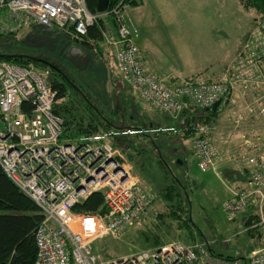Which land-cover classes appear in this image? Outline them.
<instances>
[{"label":"built area","instance_id":"2783aa9c","mask_svg":"<svg viewBox=\"0 0 264 264\" xmlns=\"http://www.w3.org/2000/svg\"><path fill=\"white\" fill-rule=\"evenodd\" d=\"M121 4L112 8L117 36L105 39L113 50L115 70L122 82L152 108L180 124H184L185 105L211 109L219 101L216 111L223 112L229 127L241 133L238 142L220 150L208 135L215 123L202 126L204 134L193 139L198 166L202 171H215L221 163L237 164L243 169L246 165V187L231 190L232 197L223 203V210L230 220L250 209L261 211L264 20L246 33L222 78L187 80L170 88L144 70L134 39L136 29L125 18ZM0 16L3 31L34 23L73 40L86 35L88 26L101 15L91 13L85 0H0ZM49 77L48 69L40 71L32 64L0 62V167L44 215L35 233L36 264H246L214 256L209 251L211 242L203 239L190 243L171 241L113 258L96 254L93 242L97 238L120 236L133 224L154 218V195L141 188L132 164L112 139L176 129H113L65 140L64 120L53 112L61 99L49 84ZM244 127L249 129L244 131ZM94 192L101 193L107 213L73 211ZM257 225L264 226V218ZM262 241L260 247L251 250L250 264H264V229Z\"/></svg>","mask_w":264,"mask_h":264},{"label":"rangeland","instance_id":"374dc122","mask_svg":"<svg viewBox=\"0 0 264 264\" xmlns=\"http://www.w3.org/2000/svg\"><path fill=\"white\" fill-rule=\"evenodd\" d=\"M150 5L145 24L149 32V35H146L149 54L151 53L153 57L155 53L164 71L173 72L179 78L218 77L222 68L235 56L242 38L253 26L254 21L259 19V15L253 9H243L238 0H165V5L160 8L161 12H159L161 3L157 0H152ZM149 16L151 18L148 22ZM32 26L33 24H29L20 28L15 39H3L1 43L10 46L11 49L19 47L29 52H21V55L36 57L37 51L43 52L42 55L47 60L39 57L42 60L39 62L44 65L45 62H49L56 70L65 73L72 80V85L77 89H79L77 86L83 88L91 100L104 109V114L111 121L123 120L129 127L148 124L140 115L145 109L150 114L149 118L153 119L151 121L155 128L166 127L158 122L161 118L157 116H166V121L169 120L168 116L151 108L137 92L122 84L111 65L104 68L99 64L95 47L84 46L64 35L58 38L56 32L43 27L37 26L31 30ZM139 36L140 33L136 29L134 38ZM73 97L74 99H71L69 94L64 101L71 105L72 113L79 117L83 115V111L79 108V101ZM115 106H119L120 112L113 114ZM232 131L229 130L228 135H232ZM157 132L162 134L164 140H157L154 132H151L153 141L158 142L175 176L181 180L184 177L186 179L190 203L186 213L184 211L181 214L182 219L188 215L191 229L194 232H201L202 235L198 232V236L211 242L210 247L215 253L223 257L243 258L246 264H250L248 256L251 250L262 245V237L259 236L264 226L257 225L256 229L248 231L241 216L235 220L227 218L223 203L232 197L230 189L236 188L222 171V168L228 165L221 163L215 171L211 168L202 171L196 155L192 152V138H176L175 142L169 143L167 141L174 137V132ZM234 136L238 139L235 134ZM129 137H133L134 142L138 141L139 148L145 146L134 163L131 156L126 155V158L132 164L133 173H136L141 188L149 189L148 191L154 195V218L144 224H133L120 236L105 235L97 238L93 242V250L102 257L126 256L150 248V242L145 239L142 232L146 227L154 229L155 225H160L159 214H163L164 217L161 229L158 228L164 242H189L187 228L182 227L181 221L168 216V208L159 195L161 185L167 180L163 176L164 172L153 144L149 143V137ZM76 138H71L69 134L65 140L71 141ZM256 213L259 216L257 223L259 224L264 218V202L262 210H256Z\"/></svg>","mask_w":264,"mask_h":264},{"label":"trees","instance_id":"16d2710c","mask_svg":"<svg viewBox=\"0 0 264 264\" xmlns=\"http://www.w3.org/2000/svg\"><path fill=\"white\" fill-rule=\"evenodd\" d=\"M238 1L243 9H253L259 15V19L255 20V23L264 20V0ZM120 2L122 3L120 8H124L127 5H138L141 0H110L106 13L98 17L92 25L88 26L86 35L73 40L87 47L98 48L99 44L105 40L108 29H111L117 36L116 18L112 13V8L118 5ZM85 3L91 13L97 14V0H85ZM2 16H0V18ZM32 24L33 26L31 27V30L36 29L37 25L31 23V25ZM20 30V27H15L11 31H3L0 29V62H8L20 66L32 64L39 70H49V84L57 91V98L62 100L60 103L54 106L53 112L61 116L64 120L62 135L63 138L69 136V134L71 135V138H74L82 135H92L97 132H108L113 129L123 130L127 128H135L137 130H144V128H147L150 130L155 128L154 125L150 127L148 121V124L137 127H133V125H130L129 127L128 124L123 120L118 122L111 121L104 114V109L96 105L91 100L90 95H88L83 88L77 86L79 88L77 89L74 87L72 85V80L65 73L61 72L64 77L61 75H55L56 77H53V65H44L37 60L34 61L22 56L21 52H26V49H20L19 47L11 49L10 46H4L1 43L3 39H15L16 34H18V31ZM37 52L38 55H35L37 58L42 57L47 60V58L42 55L43 52ZM11 54H16L17 56H7ZM60 79L65 81L62 83ZM121 83L123 84L124 82L121 81ZM69 91L71 93H69ZM69 94L71 95V99H74L73 96H75V98L79 101V108L82 109L83 115L78 117L72 113L71 105L64 101V98H66V96ZM117 110L119 109H113L112 113H116ZM217 114L218 111H212L211 109L185 105L182 114L184 118V124H180L178 121L173 124L171 123V126L175 127L176 130L172 131L174 132V137H170V141L167 142H175L174 140L176 138H194L196 135L201 133L200 131L202 126L215 123ZM153 134L157 140H164L160 132H154ZM129 136L143 138L149 137V143L153 144V147L157 152L158 162L160 163L164 172L163 176L167 180V182L165 181L164 184L161 185L159 189V195L168 208V216L172 219L181 221L183 224L182 227H186L188 229H186V234L189 238V242L184 243L202 240L198 236L199 233L201 234V232H194L191 229L188 215H185V219H182L181 216L184 211L186 213L188 209V203H190L189 194L186 189L187 187L185 177L183 180H181L179 177L175 176L174 170L171 168L167 159L163 155L158 142L153 141L151 133L121 135L112 139V144L115 147L121 149V151L128 157L131 156L132 162L136 161L135 158L138 156L139 152L142 153L141 150H144L145 146L139 148L137 146L138 141L134 142L133 137ZM73 211L104 215L108 210L105 206L101 193L94 192L82 203L76 205L73 208ZM241 218L244 221L248 231L257 228V226L253 227L254 225H257L259 221V216L256 213V210L250 209L247 213H244ZM43 219L44 215L40 208L34 203V201H32L26 194H24L15 186V184L5 175L4 171L0 167V264H36L37 247L35 242V233ZM163 220V214H159L158 221H160L161 227V222ZM160 225H155L154 229L146 227L145 231L142 232L145 236V239L150 242L149 247L160 246L166 243L160 237V231L158 230ZM259 237H262V233ZM203 240L207 239L203 238ZM209 251L214 256L225 261L244 262L243 258H236L233 256L223 257L221 254L215 253L211 247H209ZM103 257L109 258L105 256Z\"/></svg>","mask_w":264,"mask_h":264},{"label":"crops","instance_id":"0c3cea01","mask_svg":"<svg viewBox=\"0 0 264 264\" xmlns=\"http://www.w3.org/2000/svg\"><path fill=\"white\" fill-rule=\"evenodd\" d=\"M157 1L159 3H161V5L159 7V12H161L160 8L162 5H165V0H157ZM151 2H152V0H141V2L138 5H133V6L127 5L123 9V14H124L125 18L130 22V24L133 27H135V29H138V33H140L139 38L136 37L134 39L136 40L135 42H136V44L140 50V54L142 57V66H143L144 70L146 72L154 75L156 78H158L159 80L164 82L170 88H173L177 84H180V83L187 81V80H217V79L222 78L225 74L226 68L234 60V58H235V56H236V54H237V52H238V50L242 44L244 37L242 38L240 45L238 46V48L235 52V56L233 57V59L229 63H227L222 68L218 77L215 78V76H214L213 78L210 77V78H195V79L194 78H190V79L179 78L173 72L164 71L163 65L157 60V56L155 55V53H154L153 57L151 56V53L149 54L147 38H146V35L147 34L149 35V32L147 31L145 24L147 22V11L149 9H151V5H150ZM150 18L151 17L149 16L148 22H149ZM143 28H144V31H143ZM141 36H142V38H141ZM59 37H64V36L58 35V38ZM106 37H107V39H115L116 35L111 29H108V31L106 33ZM73 44H75V42H73ZM95 51H96L95 53L97 54L96 58H97V61L99 64L103 65L104 68L106 66L111 65V67H113V69L115 70L113 50L107 44L106 39L99 44L98 48H95ZM115 73H116L115 75H117L119 77V80H121V78H120V76L116 70H115ZM118 107L119 106H115L114 109L115 108L118 109ZM119 112H120V110L119 111L117 110L116 113H119ZM153 114L155 115V113H153ZM140 115L143 119H145L146 121L149 122L150 126L154 125L153 122L151 121L153 119L149 118L150 114H148L147 110L144 109V111H142ZM155 116H157V115H155ZM157 118H161L158 122L162 123L163 125H166V127L167 126L170 127L171 123L173 124L176 122L175 120L171 119L170 117H168L170 122H169V120L166 121V119H167L166 116H164V117L157 116ZM156 125H157V122H156ZM214 126H215V129L211 130V133L209 132L208 135L210 136L211 142L213 143V145L215 147H217L218 149L221 150L225 147H229L233 143L238 142V139L235 138L234 134L239 138V134L241 133V131L240 130H238V131L233 130L232 131L233 134L228 135V132H229V130H231V128H229V125L227 124L226 117H225L223 112H218ZM248 129H249V127H244V131H247ZM260 129L262 130V127ZM201 134H204V133L202 132ZM197 136L198 135H196L195 137H197ZM194 138H192V139H194ZM224 143L226 146H224ZM192 152L194 155L195 152H194L193 147H192ZM224 165L225 166L228 165V167L226 166V167L222 168V171L226 174L227 178H229L236 185L235 186L236 188L230 189V193H231V190L246 187V183H247V180L249 178V175H248L249 168H247L246 165H244V169H243L240 165L230 164V163H226ZM133 171H134V169H133ZM134 175H136L135 172H134ZM148 190L149 189H147V191ZM229 196H230V194H229Z\"/></svg>","mask_w":264,"mask_h":264},{"label":"water","instance_id":"95a60500","mask_svg":"<svg viewBox=\"0 0 264 264\" xmlns=\"http://www.w3.org/2000/svg\"><path fill=\"white\" fill-rule=\"evenodd\" d=\"M110 0H97V3H96V12L99 14V15H104L107 11V6H108V3H109ZM1 55V54H0ZM7 56H17L16 54L14 55H7ZM22 56L26 57V58H29L31 60H38V61H42L40 58H36V57H33V56H30V55H26V54H23ZM46 65L50 66L51 64L49 62H45ZM219 104V101L215 102L211 108L212 111H216V108Z\"/></svg>","mask_w":264,"mask_h":264},{"label":"flooded vegetation","instance_id":"af4514ba","mask_svg":"<svg viewBox=\"0 0 264 264\" xmlns=\"http://www.w3.org/2000/svg\"><path fill=\"white\" fill-rule=\"evenodd\" d=\"M53 68V73H52V75H53V77H56L55 75H61L62 77H64L63 75H62V73H61V71H58V70H56V68L55 67H52ZM60 76V77H61ZM63 79V78H62ZM67 79V78H66ZM60 81L63 83L65 80H61L60 79ZM67 81V80H66Z\"/></svg>","mask_w":264,"mask_h":264},{"label":"bare ground","instance_id":"6f19581e","mask_svg":"<svg viewBox=\"0 0 264 264\" xmlns=\"http://www.w3.org/2000/svg\"><path fill=\"white\" fill-rule=\"evenodd\" d=\"M58 97V96H57Z\"/></svg>","mask_w":264,"mask_h":264}]
</instances>
